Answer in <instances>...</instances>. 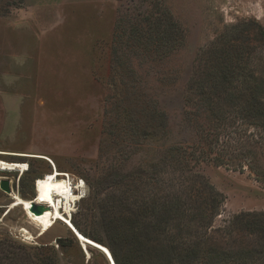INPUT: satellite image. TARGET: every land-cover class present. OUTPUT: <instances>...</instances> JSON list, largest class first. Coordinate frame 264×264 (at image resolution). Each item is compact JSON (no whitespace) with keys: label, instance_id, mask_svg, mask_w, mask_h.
<instances>
[{"label":"rangeland","instance_id":"obj_1","mask_svg":"<svg viewBox=\"0 0 264 264\" xmlns=\"http://www.w3.org/2000/svg\"><path fill=\"white\" fill-rule=\"evenodd\" d=\"M151 13L164 27L177 24V42L155 47L143 31L129 36ZM260 31L264 0H0V159L28 166L0 170V180L32 199L36 178L56 168L77 195L68 218L88 236L123 206L166 205L160 239H203L219 259L239 258L259 239L235 229V216L264 225V120L246 119L225 93L201 95L197 83L226 50L244 68L236 91L264 106L250 96L254 83L264 86ZM212 197L219 203L207 223L193 218ZM11 202L0 189V264H109L60 220L40 235Z\"/></svg>","mask_w":264,"mask_h":264},{"label":"trees","instance_id":"obj_2","mask_svg":"<svg viewBox=\"0 0 264 264\" xmlns=\"http://www.w3.org/2000/svg\"><path fill=\"white\" fill-rule=\"evenodd\" d=\"M142 24L145 28H141V26L132 27L129 33L131 38L134 35L137 37L138 33L143 31L145 34L144 37L149 43L152 42V45L155 47L171 45L173 42L178 41L177 35L179 33L177 32H179V29L173 20L167 22V25L164 24V27L159 15L157 16L151 13L150 17L147 16ZM260 33L264 35V32L260 31ZM224 55L222 56L223 63L219 69L212 75L208 74L205 81L202 79L197 83L201 95H204L208 90L211 96L214 95L216 97L225 93L231 104L236 103L235 106H238V109L243 113L242 116L244 115L246 119L251 120L250 118L253 116L259 118V121L261 119L264 120V106L258 102L254 105L250 103L245 104V93L237 92L234 88L235 83H243V78L245 77L241 58L239 59L237 57L236 60H232L231 55L226 50ZM207 79L210 81H207ZM208 83L210 84V88H208ZM250 96L253 99L254 97H264V86L254 83V92H251ZM115 199L120 205L123 204V199L119 196L117 198L115 197ZM115 199L109 201L111 203L109 206L113 207L115 205ZM218 203V199L212 197L210 201L204 204L203 209L197 210L198 213L193 218L197 217L200 222L207 223L210 218L209 216L212 215ZM201 204L195 206V208L203 206ZM176 205H178L175 206L176 209L181 207L180 200L176 202ZM87 207V209H91V206ZM124 207L117 213L116 216L119 215L117 218L105 221L101 233L98 232L92 236L81 232L78 223L70 219L73 226L82 235L103 244L110 251L115 264H193L199 260V262L205 260L214 264H229L234 261L237 264H264V225L256 223L258 221L249 216V214L235 216L233 227L237 229L240 225H245L252 232L258 233V245L252 248L247 246L242 250L239 258H230L226 254V257L219 259V252L216 248L208 246L204 249L201 246L203 239H199L195 244L189 245L185 242L183 244L180 241L181 239L178 240L177 236L172 235L173 233L169 234L166 238H159L164 231L162 224L165 218L170 216L172 207L164 205L162 211L157 210V208L155 209L154 206L146 210L138 208L132 210L133 208ZM159 212H162V214L153 220L152 218L155 217L154 214L156 213L157 215ZM56 241L59 245L62 242L61 238H57ZM202 255H207L208 259ZM214 259H217V262Z\"/></svg>","mask_w":264,"mask_h":264},{"label":"bare ground","instance_id":"obj_3","mask_svg":"<svg viewBox=\"0 0 264 264\" xmlns=\"http://www.w3.org/2000/svg\"><path fill=\"white\" fill-rule=\"evenodd\" d=\"M12 153L14 152H11L10 154ZM15 154L22 155V156L26 155V154H21V153H15ZM35 156H38L43 159H47L45 155L39 154ZM27 168H28L27 164L23 162H9V161L0 159V170L1 171H18V172L23 173L24 171L27 170ZM60 175L65 176L64 173L59 172L55 168L54 171L46 173L45 175H43V177L36 178V181L34 182L36 193L32 199H24L23 197L19 196L14 191L10 193V196L12 197V202H11V205H9V209H12L18 205H23L26 208V213H25L27 214L26 218L28 219L30 223H33L35 224L34 226L38 227L36 229L39 230L40 235L44 234L58 220L64 222L67 226H68V223L73 226V224L71 223L70 217L68 218V216H70V211H71L70 208L72 206L71 204L77 200V195H75V192H73V188L70 185L71 182L69 183L67 179L59 178L58 176ZM32 202L39 203V204H46V205L49 204L50 208L46 209L40 215L32 214L28 210ZM19 230L23 236H26V237L32 236L31 233L24 227H20ZM80 235H81L80 237L76 235L75 236L77 237V240H80V242H82L84 246H87V245L83 241L82 237L92 241V239L85 237L81 233ZM103 247L106 248L104 245Z\"/></svg>","mask_w":264,"mask_h":264},{"label":"water","instance_id":"obj_4","mask_svg":"<svg viewBox=\"0 0 264 264\" xmlns=\"http://www.w3.org/2000/svg\"><path fill=\"white\" fill-rule=\"evenodd\" d=\"M0 189L7 192L8 194H10L13 190L11 189L10 185H9V181L7 179H2L0 180ZM50 205L49 204H39V203H35L32 202L30 207L28 208L29 212H31L32 214H36V215H40L42 214L46 209H49ZM25 210V209H24ZM26 213V211L24 212ZM27 215V214H26ZM25 215V217H27ZM69 229L73 232L74 235L80 237V233L78 232V230L72 226L71 224L68 223ZM83 241L86 243L87 246L93 247L96 250L100 251L105 258L107 259L109 264H115L112 255L110 253V251L106 248L103 247V244L95 241L92 239V241L85 239L84 237ZM102 245V246H101Z\"/></svg>","mask_w":264,"mask_h":264}]
</instances>
